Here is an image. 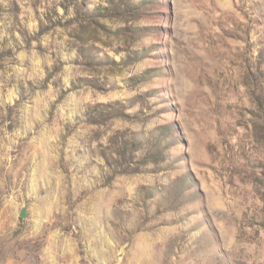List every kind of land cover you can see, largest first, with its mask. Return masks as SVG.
Instances as JSON below:
<instances>
[{"label":"rangeland","instance_id":"obj_1","mask_svg":"<svg viewBox=\"0 0 264 264\" xmlns=\"http://www.w3.org/2000/svg\"><path fill=\"white\" fill-rule=\"evenodd\" d=\"M0 264H264V0H0Z\"/></svg>","mask_w":264,"mask_h":264},{"label":"water","instance_id":"obj_2","mask_svg":"<svg viewBox=\"0 0 264 264\" xmlns=\"http://www.w3.org/2000/svg\"><path fill=\"white\" fill-rule=\"evenodd\" d=\"M19 216H20L21 218H24V217L26 216V207H25V206H23V207L20 209V211H19Z\"/></svg>","mask_w":264,"mask_h":264}]
</instances>
